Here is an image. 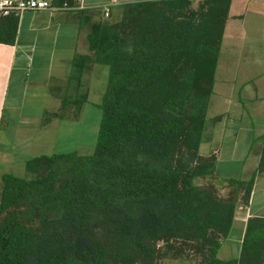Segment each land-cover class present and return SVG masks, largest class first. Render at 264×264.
I'll use <instances>...</instances> for the list:
<instances>
[{
  "label": "trees",
  "instance_id": "1",
  "mask_svg": "<svg viewBox=\"0 0 264 264\" xmlns=\"http://www.w3.org/2000/svg\"><path fill=\"white\" fill-rule=\"evenodd\" d=\"M194 2L127 3L108 26L95 148L32 157L31 179L3 174L0 264H163L186 248L197 264H264V216L248 218L239 258L218 255L264 172V135L257 169L227 196L196 182L215 174L199 149L231 0ZM16 23L0 18V41Z\"/></svg>",
  "mask_w": 264,
  "mask_h": 264
},
{
  "label": "crops",
  "instance_id": "2",
  "mask_svg": "<svg viewBox=\"0 0 264 264\" xmlns=\"http://www.w3.org/2000/svg\"><path fill=\"white\" fill-rule=\"evenodd\" d=\"M68 1L0 16L17 20L11 28L14 40L0 41V191L6 172L35 177L26 167L32 157L85 154L75 138L67 139L73 142L67 149L61 133L101 105L110 71L101 57L102 36L122 18L125 4L143 0H119L108 16L104 6L110 0ZM207 119L199 152L213 157L215 174L207 178L227 196L233 189L230 179L251 178L262 150L264 0H231ZM250 216H264V172L255 178L249 204L236 208L220 258H239Z\"/></svg>",
  "mask_w": 264,
  "mask_h": 264
},
{
  "label": "rangeland",
  "instance_id": "3",
  "mask_svg": "<svg viewBox=\"0 0 264 264\" xmlns=\"http://www.w3.org/2000/svg\"><path fill=\"white\" fill-rule=\"evenodd\" d=\"M101 118V109L98 107H91L90 111L85 116V119L73 124V129L70 132L61 133V143L67 142L69 139H76V143L82 145V153H92L97 141L99 122ZM67 135H66V134ZM68 139V140H67ZM68 148L71 149L73 142H67ZM74 149V148H73ZM196 182L206 183L209 182L207 177H198ZM163 245V242L161 243ZM197 259V253L193 249L186 248L183 253L176 254L175 251L170 250L167 256L163 259V264H185L188 260Z\"/></svg>",
  "mask_w": 264,
  "mask_h": 264
},
{
  "label": "built area",
  "instance_id": "4",
  "mask_svg": "<svg viewBox=\"0 0 264 264\" xmlns=\"http://www.w3.org/2000/svg\"><path fill=\"white\" fill-rule=\"evenodd\" d=\"M118 2L119 0H110L109 3L104 6L105 16L109 15L111 6ZM54 6L53 0H0V16L9 14L19 15L25 10L48 9Z\"/></svg>",
  "mask_w": 264,
  "mask_h": 264
}]
</instances>
